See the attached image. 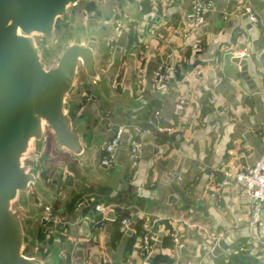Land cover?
I'll return each mask as SVG.
<instances>
[{"label":"crops","instance_id":"1","mask_svg":"<svg viewBox=\"0 0 264 264\" xmlns=\"http://www.w3.org/2000/svg\"><path fill=\"white\" fill-rule=\"evenodd\" d=\"M212 1L215 10L198 27L192 25L190 0H105L106 13L93 1H80L72 17L60 22L63 30L79 29L84 42L95 35L97 67L106 86L110 83V94L103 85L87 83L81 72L78 91L68 101L72 125L80 123L86 148L93 151L94 168L82 171L78 159L57 151L47 136L40 176L51 196L62 200L64 212H56L57 223L43 225L39 211L47 202L32 192L34 213H20L32 238L26 249L34 247L50 264H151L158 253L170 256L171 264H213L218 255L238 251L264 264V222L248 224L250 198L235 178L264 152V0ZM245 1L256 21L241 10ZM89 3L94 10L87 9ZM118 22L133 30L134 48L127 50L128 38L124 47L109 44ZM239 50L247 52L258 92L236 75L240 65L232 58ZM160 63L175 65L164 89L153 83ZM149 107L162 123L159 131L174 134L177 144L149 129L141 135L140 116ZM118 128L123 135L116 163L108 167L100 157ZM134 135L143 146L132 167ZM94 186L130 190L142 199L147 211L135 210L130 218L135 223L142 217L141 232L135 225L130 234L120 232L111 205L86 209ZM73 197H78L75 202ZM149 235L155 239L145 247ZM213 235L219 236L217 255L211 253Z\"/></svg>","mask_w":264,"mask_h":264},{"label":"water","instance_id":"2","mask_svg":"<svg viewBox=\"0 0 264 264\" xmlns=\"http://www.w3.org/2000/svg\"><path fill=\"white\" fill-rule=\"evenodd\" d=\"M80 1H93L107 12L105 0H0V264H50L48 258L24 253L32 238L20 216L34 213L32 192L55 212H64L62 200L53 198L45 186L37 163L44 155L47 136L57 151L78 159L82 171L94 168L93 151L86 148L80 123L72 125L68 99L78 91L81 72L87 83L103 85L110 94V83L106 86L97 67L95 35L84 42L78 29L71 38L63 37L57 59L48 67L36 41L39 36L47 45L54 42L57 22L69 20L72 7ZM116 1L125 4V0ZM127 36L128 31H121L116 45L124 47ZM232 60L240 65L236 75L251 92H258L247 59L235 56ZM120 187L121 181L116 189ZM109 217L113 218V212ZM134 225L133 221L128 224L127 234ZM220 252L221 247L214 245L211 253Z\"/></svg>","mask_w":264,"mask_h":264},{"label":"built area","instance_id":"3","mask_svg":"<svg viewBox=\"0 0 264 264\" xmlns=\"http://www.w3.org/2000/svg\"><path fill=\"white\" fill-rule=\"evenodd\" d=\"M191 3V15H192V25L198 27L202 25L208 14L215 10V5L212 0H190ZM241 10L248 15L250 20L256 21L257 17L253 13L251 5L248 1H245ZM129 31V27L122 23L118 22L114 26L112 33L109 38V44H113L121 31ZM192 47L195 50H200V44L198 42L192 43ZM144 52H141L140 59L144 57ZM237 55L241 58H244L247 55V52L244 50H239ZM175 65L168 63H160L156 66L154 70L153 83L155 88L164 89L167 86L169 74L173 72ZM81 111V108L78 109ZM262 131V140L264 142V125L261 128ZM147 132V129H140L141 135ZM123 135V129H116L113 134L110 136L106 142L104 153L100 157V163L108 167H113L116 163L117 150L120 145L121 137ZM143 146V139L138 137H133L130 141L129 148V163L130 166L135 167L138 164V161L141 156ZM235 178L243 183V188L247 196L250 198V215L248 218L249 225H261L264 220L262 217V206L264 204V155H261L257 160H255L252 165H250L245 171L239 172L235 175ZM97 210L104 208L102 204H98L95 207ZM40 221L43 225L49 226L55 224L59 220L58 214L53 210L52 206L48 203H43L39 211ZM130 218H124L121 220L119 225V231L125 232L130 223ZM155 239V236L149 235L144 237L145 247L150 243L149 240ZM213 245L218 243L219 236H211ZM207 249V246L203 247ZM103 264H108L103 262Z\"/></svg>","mask_w":264,"mask_h":264},{"label":"trees","instance_id":"4","mask_svg":"<svg viewBox=\"0 0 264 264\" xmlns=\"http://www.w3.org/2000/svg\"><path fill=\"white\" fill-rule=\"evenodd\" d=\"M88 10H94L95 5L89 3L86 5ZM128 41L126 48L130 50L135 47L137 37L133 33V30L128 31ZM160 119L156 116V113L152 107L145 110L140 116V127L153 131L157 137L162 141H167L172 144H177V139L174 134H168L163 131H159L161 126ZM137 137V135H134ZM89 192L92 194L91 201L87 203L86 209L95 210L96 205L102 204L104 206H113L115 209L116 217L114 220L115 226L118 229L120 222L124 218H133L135 210L147 211V207L144 206L142 199H137L130 193V190H120L114 192L111 188L105 186H94L90 187ZM78 197H73V202ZM72 206V203L70 204ZM142 217L137 218L135 221V228L137 232H141ZM41 236L42 234L39 233ZM39 236V238H40ZM165 241L170 242L171 236L167 235L164 237ZM171 257L167 254L158 253L152 260L151 264H171ZM213 264H259L256 257L248 252L241 253L240 251L225 255H218L215 257Z\"/></svg>","mask_w":264,"mask_h":264},{"label":"rangeland","instance_id":"5","mask_svg":"<svg viewBox=\"0 0 264 264\" xmlns=\"http://www.w3.org/2000/svg\"><path fill=\"white\" fill-rule=\"evenodd\" d=\"M70 29L71 30L64 28L63 30L60 22L58 21L56 24V31L58 37L54 42L49 43L48 45L47 42H43L39 36H36V41L40 45L41 58L46 67L53 64L56 61L57 56L63 46V40H64L63 37L71 38L72 35L74 34L73 31L74 28L70 27ZM45 154H47V150ZM40 162H42V158L37 161L38 164ZM24 226L26 227V225ZM24 253L29 256H34L38 252L34 247H29L27 249L25 248Z\"/></svg>","mask_w":264,"mask_h":264}]
</instances>
